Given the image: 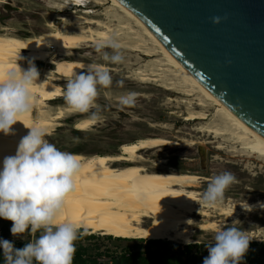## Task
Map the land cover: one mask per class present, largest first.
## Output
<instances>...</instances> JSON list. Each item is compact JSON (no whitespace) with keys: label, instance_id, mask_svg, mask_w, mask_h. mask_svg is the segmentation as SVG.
<instances>
[{"label":"bare ground","instance_id":"bare-ground-1","mask_svg":"<svg viewBox=\"0 0 264 264\" xmlns=\"http://www.w3.org/2000/svg\"><path fill=\"white\" fill-rule=\"evenodd\" d=\"M59 2L62 6L53 7L77 8L75 12L82 15L68 26L53 19L39 34L24 36L0 30V75L43 63L37 68L39 79L31 89L32 110L18 118L20 122L13 125L11 134L0 132V169L4 158L15 155L20 139L28 134L25 126H39L50 132L66 112H71L66 105L59 106L55 114L51 111L50 101L63 95L58 81L86 71L91 63L109 68L105 61L76 50L112 37L120 43L122 55L133 59L132 63H122L130 72L127 77L144 83L156 81L165 93L189 96L184 119L196 122L195 130L212 135L215 148L233 156H255L264 161V137L205 88L151 27L121 0H68L69 6L67 0ZM91 2L98 5L108 2L110 7L95 13L89 7ZM158 53L162 60L157 61L155 68L142 63ZM95 121L83 116L74 125L79 123L86 130ZM169 143L184 146L166 136L153 135L123 142L116 153L70 152L77 155L82 167L75 177V190L67 197L61 221L71 220L92 234L192 244L196 242L193 225L201 231L216 232L228 223L225 219L244 210L242 205L251 206L252 210L264 208V198L236 202L223 199L214 207L203 205V194L198 189L203 179H210L189 169L168 167L163 158L149 166L141 153ZM196 215L200 218L195 222ZM250 233L251 241L264 240L263 226Z\"/></svg>","mask_w":264,"mask_h":264},{"label":"rangeland","instance_id":"rangeland-1","mask_svg":"<svg viewBox=\"0 0 264 264\" xmlns=\"http://www.w3.org/2000/svg\"><path fill=\"white\" fill-rule=\"evenodd\" d=\"M59 5L62 6L59 0H3L0 2V30L15 32L24 36L39 34L43 32V27L53 19L68 26L77 19V16L82 15L80 11L75 12L78 10L77 8L61 10L53 7H60ZM67 5L69 6L68 0ZM89 7L95 13H101L110 7V3L106 2L103 5H98L91 2ZM60 17H64L65 20L62 21ZM106 50L110 51V49ZM76 51L96 60H102L101 56L96 53L95 45L92 43L89 46L84 45ZM161 58L162 55L158 53L142 63H146L148 68H155L157 61L162 60ZM124 61L132 63L133 59L124 56ZM106 64L109 66L107 70L112 76V86L108 89L101 88L99 90L100 94L96 100V107L89 113L66 112L50 130V135L47 137L49 142L55 144L61 151H75L90 155L96 152L116 153L119 151L121 143L133 141L140 137L166 136L171 140L179 141L184 146L169 143L165 146L141 151L149 166L156 160L163 158L166 159L164 164L168 167L178 170L189 169L197 172L203 178L211 179L217 174L226 171L231 172L236 176L237 182L226 191L224 197L226 202H236L239 199L255 200L264 198V161L255 156H233L225 150L215 148L216 143L211 142L214 139L212 135L208 132L195 130L196 122H187L184 119L185 105L189 101V96L165 93L156 81L144 83L132 79V76L127 77L130 72L123 64ZM35 66L41 68L43 63L36 62ZM166 77L168 75H164V78ZM66 81H58L63 88V95ZM129 92L138 94L135 105L121 107L118 103L119 97ZM63 95L50 101L51 111L54 114L59 106L65 105ZM212 111L213 107L211 106L210 112ZM92 112L98 113L100 119H95L96 121L86 130H77L74 127V122L83 116L92 117ZM191 142L193 144H190ZM199 145H204L206 148L205 167L201 165ZM209 182L210 180L204 179L201 182L198 190L202 194ZM199 218L200 216H193L195 222ZM225 220L228 223L222 229L234 226L249 235L259 226L264 227V208H254L252 211L243 210L236 217ZM248 221L252 223L249 224ZM192 231V236L196 242L192 243L195 246L190 250L186 248L188 244L182 242L161 240L160 243H152L148 239L132 238L120 240L117 237L100 233H87L86 235L94 236L92 238L83 236L76 242V248L86 249L84 253L87 257L92 258L99 256L100 253L118 255L140 251L145 256L147 253L157 252L166 256V259L160 264H176L174 257L177 256L175 254H185L188 251L187 255L194 260V264H203L204 258L208 255L207 246L213 242L212 237L215 232L201 231L194 225ZM11 239L29 243L32 237L26 233L19 237L12 236ZM255 243H264V241H255ZM257 244L258 247L260 244ZM151 254L148 255L150 258L149 263L158 264L151 260L155 259L154 254ZM170 254H173L174 257H169Z\"/></svg>","mask_w":264,"mask_h":264},{"label":"clouds","instance_id":"clouds-1","mask_svg":"<svg viewBox=\"0 0 264 264\" xmlns=\"http://www.w3.org/2000/svg\"><path fill=\"white\" fill-rule=\"evenodd\" d=\"M212 20L219 24L221 18ZM95 51L106 63L124 62L121 45L115 37L99 41ZM39 75L34 64L27 70L0 75V132L11 134L18 118L32 110L31 89ZM112 83L106 67L91 63L86 71L67 79L64 103L72 113H89L96 107L99 90L110 88ZM135 102V92L118 99L121 107H132ZM91 118L100 119V116L92 112ZM25 127L29 129L28 134L20 139L16 154L4 158L0 169V218L13 222V236L27 233L32 239L20 249L9 240L0 239L4 264H73L76 242L88 229L71 220L61 221L60 217L68 195L75 190V177L81 163L76 154L61 151L49 142L47 129ZM74 127L82 130L79 123ZM236 182L231 172L213 176L203 192V205L214 207L222 202L226 191ZM242 207L252 211L251 206ZM212 239L203 264H241L251 241L245 232L234 226L216 231Z\"/></svg>","mask_w":264,"mask_h":264},{"label":"water","instance_id":"water-1","mask_svg":"<svg viewBox=\"0 0 264 264\" xmlns=\"http://www.w3.org/2000/svg\"><path fill=\"white\" fill-rule=\"evenodd\" d=\"M121 1L205 88L264 137V0ZM199 153L205 167L204 145Z\"/></svg>","mask_w":264,"mask_h":264},{"label":"trees","instance_id":"trees-1","mask_svg":"<svg viewBox=\"0 0 264 264\" xmlns=\"http://www.w3.org/2000/svg\"><path fill=\"white\" fill-rule=\"evenodd\" d=\"M12 221L9 220H5L3 218H0V231L2 233V236L4 238L7 237H12V233H11V227H12ZM88 238H92L94 235H85ZM149 242L152 243H160L161 240L157 239V240H149ZM15 248H23L27 243L25 242H19L18 240H15L12 242ZM257 243H255V241H250V245H249V250L246 254V256L244 257V260L241 262V264H264V243H258L260 244L258 247L256 246ZM257 244V245H258ZM193 246V244H188L186 246V248H188V250H190ZM1 251V255H0V259H3V263H4V256H3V249L0 248ZM76 253H75V257H74V261L73 264H99V258L100 255L102 253L99 254V256L97 257H87L84 248L79 247L76 248ZM187 252H185V254H175L174 257L173 254H170L169 257H174L176 259V264H194V260L191 259V257L189 255H187ZM151 253H147V255L144 256V254L140 251H132L130 253H120L118 255L110 253L108 254L109 256H111L114 260V264H152L149 263L150 258L148 257V255ZM154 254V255H153ZM153 256H155V259H151L154 260L155 263L160 264L162 261H164L166 259V256L164 254L161 253H157L154 252ZM156 254V255H155Z\"/></svg>","mask_w":264,"mask_h":264},{"label":"built area","instance_id":"built-area-1","mask_svg":"<svg viewBox=\"0 0 264 264\" xmlns=\"http://www.w3.org/2000/svg\"><path fill=\"white\" fill-rule=\"evenodd\" d=\"M0 239H6V240H9L10 242L14 241L11 239V237L4 238L2 236L1 231H0ZM258 242H261V241H258ZM0 251H1V249H0ZM0 255H1V253H0ZM98 260H99V264H114L113 258L109 255L102 254ZM0 264H4L3 259H0Z\"/></svg>","mask_w":264,"mask_h":264}]
</instances>
